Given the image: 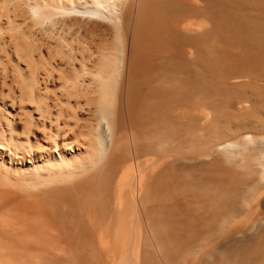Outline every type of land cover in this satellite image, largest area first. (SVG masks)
I'll list each match as a JSON object with an SVG mask.
<instances>
[{
	"label": "bare ground",
	"instance_id": "1",
	"mask_svg": "<svg viewBox=\"0 0 264 264\" xmlns=\"http://www.w3.org/2000/svg\"><path fill=\"white\" fill-rule=\"evenodd\" d=\"M0 264H264V0H0Z\"/></svg>",
	"mask_w": 264,
	"mask_h": 264
}]
</instances>
